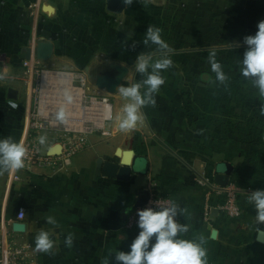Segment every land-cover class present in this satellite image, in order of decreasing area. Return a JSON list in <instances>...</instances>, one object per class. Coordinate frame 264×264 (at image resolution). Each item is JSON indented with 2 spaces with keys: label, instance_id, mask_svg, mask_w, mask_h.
<instances>
[{
  "label": "crops",
  "instance_id": "0c3cea01",
  "mask_svg": "<svg viewBox=\"0 0 264 264\" xmlns=\"http://www.w3.org/2000/svg\"><path fill=\"white\" fill-rule=\"evenodd\" d=\"M47 4L52 11L44 10ZM29 5L30 0H0V139L21 138L27 101L23 60L27 47L36 57L40 41L54 45L48 65L84 71L89 88L109 96L113 134H90L88 146L66 171L31 173L23 181L11 180L9 173L0 176V240L13 236L30 243L38 264H102L104 258L115 264V253L129 251L137 235L125 227V209L134 205L140 188L157 185L187 209L180 222L191 227L181 238L202 235L208 264H264L255 210L246 200L247 192L264 189V98L240 73L243 37L255 34L264 20V0H134L121 13L110 11L107 0H43L35 11ZM148 26L162 29L173 67L162 73L165 83L155 106L142 109L144 124L124 133L116 116L125 101L95 81L98 75H116L118 66L128 69L121 85L143 79L134 65L139 52L156 50L142 44ZM126 36L129 44L137 42L135 50L123 43ZM211 49L230 78L227 86L212 82ZM129 149L148 156L146 175L134 174L128 181L99 175V159L121 161ZM220 161L234 165L230 181L240 186L238 217L223 211L213 216L214 207L205 216L215 196L196 179L214 177ZM20 207L26 209L22 220L17 218ZM49 216L55 227L47 224ZM16 224H24L25 231H17ZM40 229L56 241L52 254L35 251ZM70 233L68 247L64 241Z\"/></svg>",
  "mask_w": 264,
  "mask_h": 264
},
{
  "label": "clouds",
  "instance_id": "9594fccd",
  "mask_svg": "<svg viewBox=\"0 0 264 264\" xmlns=\"http://www.w3.org/2000/svg\"><path fill=\"white\" fill-rule=\"evenodd\" d=\"M134 0H124L125 5L133 4ZM149 2V0H145ZM162 29L148 26L145 31L142 44L155 45L154 52L141 51L135 60V71L143 79L131 83L128 86L119 85L117 91L123 98L119 114L116 116L118 128L121 132L129 133L143 125L146 116L143 108L155 106V95L165 83L163 72L173 67V61L169 57L170 46L162 39ZM123 43L130 49L135 50L137 42L133 40L128 43L126 36ZM242 43L246 45L240 62V73L253 87L258 89L259 96L264 98V20L257 23L255 34L243 37ZM239 46V42H238ZM216 50L211 49L208 55V62L211 71L215 74V81L227 86L230 79L223 71L222 65L216 59ZM158 57V58H157ZM65 104L56 113V119L66 123L69 112L67 105L73 103V96L64 93ZM16 107V105H12ZM260 114L264 115V103L260 105ZM40 143H44V137H40ZM27 149L23 143L16 142L12 137L0 139V176L5 173H14L25 167ZM247 203L255 210V224L257 233H264L259 226L264 225V189H257L246 193ZM130 212L126 209V213ZM187 209L182 208L174 200L161 204L156 201H149V206L138 209L136 215L138 234L132 240L130 250L117 251L115 253V264H208L207 250L203 246L205 238L201 235L198 239L181 238L187 234L191 225L181 223L180 217L184 216ZM24 215L23 210L19 213ZM47 224L56 226L54 217L49 216ZM35 251L52 254L56 241L50 231L40 229L35 236ZM65 245L71 247L73 235L70 233L65 238ZM102 264H109L104 258Z\"/></svg>",
  "mask_w": 264,
  "mask_h": 264
},
{
  "label": "built area",
  "instance_id": "2783aa9c",
  "mask_svg": "<svg viewBox=\"0 0 264 264\" xmlns=\"http://www.w3.org/2000/svg\"><path fill=\"white\" fill-rule=\"evenodd\" d=\"M43 0H30L34 11L41 7ZM23 78L25 84V118L21 132L20 143L27 149L25 167L17 172L9 173L11 180L23 181L25 175L31 173L56 174L66 171L71 166L76 154L89 144V135L101 133L112 135L111 122L114 119V107L107 95L99 94L89 88L87 74L79 69L48 65L45 60L37 57L23 60ZM73 96V103L67 105L69 112L66 123L56 119L59 108L65 104L64 93ZM11 105L19 106L16 101ZM111 104V113L107 114V107ZM44 137V143H40ZM61 145L58 154H42L44 145ZM199 186L207 189L208 195L215 196V202L208 200L205 216L208 218L212 207L225 212L229 217H238L242 214L240 186L229 181L227 186H220L213 176L203 175L196 179ZM149 201L161 204L174 200L170 193L158 190L157 185L150 187ZM149 201L142 206L132 205L125 227L137 234L138 209L149 206ZM23 210L24 215L19 213ZM26 216V209L20 207L17 218L22 220ZM181 221V217L179 218ZM0 264H38L30 243L19 242L15 237L9 236L0 240Z\"/></svg>",
  "mask_w": 264,
  "mask_h": 264
},
{
  "label": "water",
  "instance_id": "95a60500",
  "mask_svg": "<svg viewBox=\"0 0 264 264\" xmlns=\"http://www.w3.org/2000/svg\"><path fill=\"white\" fill-rule=\"evenodd\" d=\"M107 7L110 11L121 13L126 5L124 0H107ZM45 11H52L53 6L47 4L44 6ZM54 52V45L52 42L40 41L37 43L35 49L36 57L43 60H50ZM32 48L27 47V58H31ZM118 71L116 75L102 74L96 77V85L100 89H107L109 93L117 92V87L122 84L128 69L123 66L116 67ZM14 95L17 93L15 89L10 90ZM61 151V145L57 144L55 146L44 145L42 147V154H58ZM101 164V170L99 175H104L108 177H115L121 180H131L132 176L135 175H146L149 170L150 162L147 155L136 153L134 149H129L125 152L121 161L113 160H103L99 159ZM234 165L228 161H220L217 164L216 173L214 176V181L220 186H227L230 177L233 173ZM151 197V192L149 188L142 187L137 192L136 201L134 206H142L146 204ZM126 209L131 211L132 207L129 206ZM124 211V217L127 218L129 212ZM212 215L217 216L220 210L216 207L212 209ZM15 229L17 231H25L24 224H16ZM258 240L264 242V233H258Z\"/></svg>",
  "mask_w": 264,
  "mask_h": 264
},
{
  "label": "bare ground",
  "instance_id": "6f19581e",
  "mask_svg": "<svg viewBox=\"0 0 264 264\" xmlns=\"http://www.w3.org/2000/svg\"><path fill=\"white\" fill-rule=\"evenodd\" d=\"M110 113H111V104H109L107 107V114L110 115Z\"/></svg>",
  "mask_w": 264,
  "mask_h": 264
},
{
  "label": "rangeland",
  "instance_id": "374dc122",
  "mask_svg": "<svg viewBox=\"0 0 264 264\" xmlns=\"http://www.w3.org/2000/svg\"><path fill=\"white\" fill-rule=\"evenodd\" d=\"M242 139H245L246 137H241Z\"/></svg>",
  "mask_w": 264,
  "mask_h": 264
},
{
  "label": "trees",
  "instance_id": "16d2710c",
  "mask_svg": "<svg viewBox=\"0 0 264 264\" xmlns=\"http://www.w3.org/2000/svg\"><path fill=\"white\" fill-rule=\"evenodd\" d=\"M22 126H23V124H22Z\"/></svg>",
  "mask_w": 264,
  "mask_h": 264
}]
</instances>
